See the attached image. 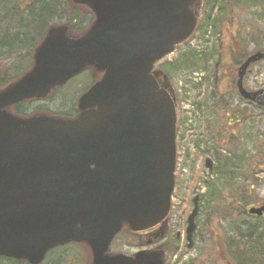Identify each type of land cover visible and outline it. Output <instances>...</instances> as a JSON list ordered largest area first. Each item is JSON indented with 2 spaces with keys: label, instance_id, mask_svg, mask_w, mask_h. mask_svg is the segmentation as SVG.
Returning <instances> with one entry per match:
<instances>
[{
  "label": "water",
  "instance_id": "95a60500",
  "mask_svg": "<svg viewBox=\"0 0 264 264\" xmlns=\"http://www.w3.org/2000/svg\"><path fill=\"white\" fill-rule=\"evenodd\" d=\"M70 1L94 13L91 28L72 37L68 25L51 27L31 70L0 91V257L42 264L51 250L75 243L88 246L92 264H165L161 251L108 252L125 225L144 232L169 216L177 110L166 79L161 86L152 71L193 36L200 0ZM261 60L264 51L242 64L238 87L244 99L264 106V90L243 85L248 67ZM90 67L103 76L81 97L78 117L9 111L45 99Z\"/></svg>",
  "mask_w": 264,
  "mask_h": 264
},
{
  "label": "rangeland",
  "instance_id": "374dc122",
  "mask_svg": "<svg viewBox=\"0 0 264 264\" xmlns=\"http://www.w3.org/2000/svg\"><path fill=\"white\" fill-rule=\"evenodd\" d=\"M261 11L262 10L258 7L253 8L249 12L242 10L237 14L234 22L224 23L220 27L224 34L223 41L225 48L229 52L230 49L233 51V54L225 52L226 55H224V58L225 60H228V63H233L234 60H240L241 54L245 55V53L248 52L250 55L254 52L257 44H252V39L250 37L252 35L253 38H255L254 32L256 30L259 31L260 28L261 32L264 31V24L260 23V21H256L253 13L258 15ZM243 23H245L244 26H242ZM207 34L208 32H206V36H208ZM259 39L260 37L258 40ZM244 40H248L249 44L247 43L246 46L241 45V42ZM263 40L264 38L261 39L262 42L257 41L259 47L264 46ZM202 41L203 42L196 39L190 45L181 47L174 55L170 56L168 59H164L165 61L160 62L156 67L160 69H168L171 61L174 62L176 60H181V56L189 50H191V52L193 50L201 52L200 54L203 56L209 57V54L207 53L208 50L203 49L204 44H206L205 39ZM239 42L243 48L238 47ZM210 45L212 46L213 44H207L206 46L210 47ZM16 58V55H12L0 59V84L4 79L7 80V78H9V80H11L13 74L12 70L15 68V63L20 67L18 70L20 73L17 75L25 73L30 69L28 61L24 62V59L16 60ZM21 68L23 71H21ZM205 70H194L192 73L182 71L177 78L173 76L175 69L172 70V68H170L168 71V75L170 76V80L172 81V85L177 95L181 126L180 136L182 139L179 137L177 141L179 152V165L178 171L176 172L177 187L175 191L177 192V195L175 197L173 196V205L170 213L171 235L173 234V237L178 238L179 248L173 255H168L167 264H187L188 262L194 264H232V262H229L228 252L224 247L223 239L225 238V235H223V231L231 233L228 232L231 228L233 232L227 237H235L236 235H240V232H237L239 228L241 229V232L246 231L249 226L247 224H250L251 221L250 218L246 217L245 222L247 224L241 222V219L234 224L228 220L220 218L217 223V226H220V228H214L217 222L214 219L216 214L211 208V204L214 202V194L211 195V193L214 192V189L213 187L208 188L206 182L215 178L216 171L224 167V165L222 166L224 159H222L218 152L222 153L223 157L227 155L231 159L232 168L239 163V165H237L238 167L234 169L232 173V179L234 185H240V188H246L247 196L245 198L249 199L251 204L250 207L258 206L264 202V111L260 112L258 109L250 106L247 114L249 115V118L237 120L241 118V115L235 112L234 103L236 102V105L239 104V100L236 98L232 101V97L229 96L232 78L230 71H228V69L221 70L217 68L216 76L219 79L216 80L218 81L216 84L214 81V69L212 68V64L206 63ZM235 81L236 78L234 82ZM86 83L88 84L87 77H82L79 79V82L72 83L67 88L62 89L61 93L51 96L50 99L33 102L25 106H28V108L31 109V112L48 110L54 114L64 113L72 116L79 95H81L80 93L82 90L80 89V86H84ZM213 86H216L218 96L222 95L225 99L231 100L234 105L229 108L223 107V110H219L216 114L213 113L218 108H216V105H211L214 104L213 101L210 104L199 108L202 100H205V103L208 101L210 92L214 89ZM245 86L247 89L254 91L264 89V61L252 68L250 76H246ZM232 94L233 92H230V95ZM245 106L246 104L243 103L242 107L246 108ZM244 113H247L245 109ZM208 122L217 124L216 128L218 129V133L216 135V140L219 146L222 145V148L225 150L217 149L219 151H215L214 147H212L214 141H210L209 145H205L201 140L199 142L200 147L198 148L195 146L200 140V137L202 135L204 137V133L207 131L205 130V126ZM231 125H235V127L229 128ZM232 129L233 131L231 132ZM207 140L208 139L205 140L206 143ZM239 154L244 156L248 155L253 159H261L263 160V163L258 166H256L255 161H251L250 165L245 160H242L240 163L241 159L238 158ZM207 158L212 160L213 171H209L205 166ZM223 185H225V183ZM225 188L226 186L221 190H217L218 194L216 195V199L219 198L221 192H230L229 189L225 190ZM196 195L203 197L200 201L199 217L197 219L198 228L194 236L196 244L194 248L188 249L186 240V221L189 213L193 209L192 202ZM228 200L229 201L226 203L230 205H238L239 203L234 197H230ZM138 237L139 236L133 235L129 231L121 233L112 244L111 252L133 255L142 249H156L154 245L149 247L138 246ZM164 245L166 247L167 243H164ZM66 254L67 255L64 256L61 255L66 259L65 264H76L72 263L75 251H67ZM84 254V261L81 260V264L84 262L89 264V259L90 257L92 258V256L89 257V253L87 254L85 251ZM54 260L62 261V257L58 256V254L52 253L45 264H55ZM90 264H92V262Z\"/></svg>",
  "mask_w": 264,
  "mask_h": 264
},
{
  "label": "trees",
  "instance_id": "16d2710c",
  "mask_svg": "<svg viewBox=\"0 0 264 264\" xmlns=\"http://www.w3.org/2000/svg\"><path fill=\"white\" fill-rule=\"evenodd\" d=\"M257 7L262 11L258 15L256 13H253L255 19L256 21H260V23L264 24V0H203V6L200 12L198 36L195 37L193 40L195 41L197 39L203 42L202 40L205 39L206 44H204L203 49L208 50L207 53L209 54V57L203 56L202 54H200L201 52H197L194 50L191 52V50H189L181 56V60H176L174 62L171 61V64H169L168 69H163L166 71L167 74L170 68H172V70L175 69L173 73V76L175 78H177V76L180 75L182 71L186 73H192L194 72V70H205L206 63L212 64V68L214 69L215 73L218 67H220L221 70L229 69L226 65L228 64V60H225L224 58V55H226L224 53V34L220 27L224 23L234 22L237 14L240 11L245 10V12H249L253 8ZM93 21L94 15L90 9L83 5L74 4L69 0H0V59L16 55V60L24 59V62L28 61L30 68L33 65V54L35 52V49L43 41L52 26L63 23L68 24L71 28V36L79 37L81 34H83V32L87 30V28L93 23ZM244 25L245 23L242 24V26ZM206 32H208V36H206ZM254 37L255 38H253L252 35L250 37L252 39L251 43L254 45L257 44V46H255L254 52L261 50L264 51V46L259 47V43H257V41L262 42L261 39L264 38V31L261 32V28L259 31L256 30L254 32ZM259 37L260 39L258 40ZM247 43L249 44V41L244 40L241 42V45L246 46ZM207 44L213 45H210V47H208L206 46ZM239 45L240 42L238 43V46ZM247 56L248 52H246L245 55L241 54L240 60H236L234 65L231 64V68L228 70L232 75V80L234 84V91L232 90L233 94L230 96L233 97L235 92L239 100V104H237L239 110H236V107H234L235 112L237 113H241L242 109L240 107L241 100L239 98V94L237 93L236 84L234 82L235 71L236 67L240 65ZM19 69L20 67H18L15 63V68H13L12 70L13 74L11 76V80H9V78H7V80L4 79L0 84V89L15 82L16 80H18L19 77L24 74L21 73L17 75L18 73H20L18 71ZM21 71H23L22 68ZM216 80L217 79H215L214 81L217 84L218 81ZM213 88L214 89L210 92V97L208 98V101L205 103V100H202L200 102L201 106L197 105L199 106V108L204 107L205 105L210 104L213 101L214 104L211 105H216V108H218L213 113L216 114L219 110H223V107L229 108L234 104L236 105V102L233 104L232 101L225 99L222 95L218 96L216 86H213ZM213 91H215L214 95ZM35 101L38 100L26 101L19 104L15 109V113L21 116H30L36 114L35 112H31V109L28 108V106H25ZM250 106H254V108L258 109L260 112L264 111L263 108L255 106L254 104H251ZM42 112L53 116L63 115L69 117L64 114H54L52 112H49L48 110H44ZM216 125L217 124L213 122L207 123V125L205 126V130L207 131L204 133V137L202 135L198 143L195 144L196 147H200L199 142L202 140L205 145H209L210 141H214V145L212 147H214L215 151H219L217 149H224L222 148V145L219 146L216 140V135L218 133ZM180 127L181 126H179V128ZM234 127L235 125L229 126V128ZM232 131L233 129L231 130V132ZM206 139H208L207 143L205 141ZM218 154H220L222 159H224V162L222 164V166L224 165V167L216 171L215 178L206 182L208 188L213 187L214 189V192L211 193V195L214 194V202L211 204V208L214 210V213L217 216H214V219L217 221L214 228H220V226H217V223L219 222L220 218L228 220L229 222H232L234 224H236L235 222L241 219V222L247 224L245 222L246 217L251 218L246 211L247 206L250 205L249 199L245 198L247 196V191L246 188H240V185H234L232 179V173L234 169L238 167L237 165H239V163L232 168L231 159L227 155L223 157V154L220 152H218ZM246 156L242 154L238 155V158L241 159L240 163L242 162V160L247 161L249 165L251 161H255L256 166L263 163V160L261 159H253L248 155ZM224 183L225 185H223ZM225 186V190L229 189L230 192H221L219 198L216 199V195L218 194L217 190H221ZM176 195L177 192H175L174 197ZM230 197L236 198L239 201V203L237 202L238 205L227 204L226 202L229 201L228 199H230ZM247 225H249L247 227V230L241 232V229L239 228L237 232H240V235H236L235 237H227L233 232L231 228L228 230V232L231 233L223 231V235H225L223 242L224 247L227 249L228 252L229 262H232V264H264V220L258 218L257 221L254 222V224L250 223ZM142 238L143 239L140 241L138 246H147V239L149 237L143 236ZM155 240L156 239H153L154 242ZM178 248V238L173 237V234H169L167 236V245L165 252L168 255H173ZM67 251H75V254L77 255L74 254V260H72V263L76 264H81V260H83V256H85L84 251L87 254L89 253V257L91 256L89 248L85 244H70L64 247H59L53 250L49 254V256L52 253L58 254V256L62 257V261L54 260L55 264H65L66 259L63 256L67 255ZM49 256L47 257L46 261H48ZM89 260L91 263V257ZM45 262L43 264H45ZM0 264L28 263L25 261H16L8 258H0ZM83 264H86V262H84ZM187 264L194 263L188 262Z\"/></svg>",
  "mask_w": 264,
  "mask_h": 264
},
{
  "label": "flooded vegetation",
  "instance_id": "af4514ba",
  "mask_svg": "<svg viewBox=\"0 0 264 264\" xmlns=\"http://www.w3.org/2000/svg\"><path fill=\"white\" fill-rule=\"evenodd\" d=\"M88 29V28H87ZM192 42H190V43H188L187 45H185V46H188V45H190ZM241 48H242V46L241 45H239ZM242 50V49H241ZM225 52H227L228 54H233V51L230 49V52L225 48L224 49V53ZM226 54V53H225ZM241 65V64H240ZM219 69H220V67H218ZM236 70L238 71V67L236 68ZM158 71V72H157ZM161 71V73L163 72L162 70H156V76L157 75H159V74H161V73H159ZM164 73V72H163ZM216 74H217V72L215 73V71L213 70V75H214V80L215 79H219V78H217V76H216ZM235 75H236V80H237V72H235ZM81 77H87V80H88V84H86V85H84V86H80V89L82 90L81 91V96L84 94V93H86L97 81H99L100 80V78L102 77V74L100 73V72H98V71H96L94 68H88V69H86L82 74H80L79 76H77L76 78H74L73 80H71L69 83H68V85L70 84V83H73L74 81L75 82H79V79L81 78ZM159 79V78H158ZM82 87V88H81ZM234 91V84H233V82L231 81V89L229 90V96H230V92H233ZM236 90H237V93L238 94H240L239 93V89H238V85H237V83H236ZM171 92L175 95V92L172 90V88H171ZM215 94V91H213V95ZM237 98V96H236V94H235V92H234V96L232 97V101L234 100V99H236ZM229 101H231V100H229ZM241 102H245V104L247 103V105H246V107H247V109H250V104H249V102L248 101H241ZM242 106H243V104H241ZM236 107V110H239V107L236 105L235 106ZM14 109H15V107H14ZM75 111H76V113H75V115L73 116V117H75V116H77L78 115V110H77V108L75 109ZM237 114H241L242 116H241V119H243V118H247V114H248V112L245 114L244 112H241V113H237ZM249 117V116H248ZM178 137H179V135H178ZM263 218H264V215H263Z\"/></svg>",
  "mask_w": 264,
  "mask_h": 264
}]
</instances>
